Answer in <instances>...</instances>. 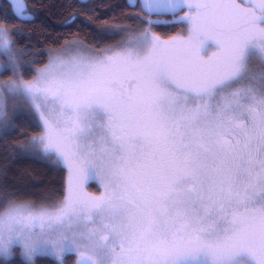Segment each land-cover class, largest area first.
<instances>
[{
	"label": "snow or ice",
	"instance_id": "6c2138e0",
	"mask_svg": "<svg viewBox=\"0 0 264 264\" xmlns=\"http://www.w3.org/2000/svg\"><path fill=\"white\" fill-rule=\"evenodd\" d=\"M10 3L31 18L25 0ZM134 6L139 29L91 32L97 44L132 38L97 49L77 37L45 62L24 60L20 30L0 24V74L11 73L0 132L31 120L38 131L17 152L68 173L39 203L0 194V264H264V0ZM154 15L185 33L162 38Z\"/></svg>",
	"mask_w": 264,
	"mask_h": 264
},
{
	"label": "trees",
	"instance_id": "16d2710c",
	"mask_svg": "<svg viewBox=\"0 0 264 264\" xmlns=\"http://www.w3.org/2000/svg\"><path fill=\"white\" fill-rule=\"evenodd\" d=\"M25 2L32 20L16 18L6 0H0V24L6 25L9 30L19 29L21 34L14 37L18 40L16 47L22 49L30 46L28 55L23 59L38 62H45L50 51L56 50L73 37L86 38V42L95 48L116 41L120 34L112 35L102 44H97L91 32L98 30L105 22L133 26L137 20L127 17L137 13L138 9L134 5L139 4L137 0H88L86 3L78 0ZM74 15L76 20L73 22ZM161 17L153 16L152 19ZM178 24L162 22L154 25L152 30L161 35L169 34L178 28ZM3 59L1 55L0 60ZM37 65L41 63H34L33 67ZM250 67L258 71L260 60L252 57ZM2 78L8 76L2 74ZM15 107L14 102L8 107L10 116ZM37 131L31 120L21 117L14 121V130L8 134L0 132V194L16 193L18 199L39 203L45 197H56L62 193L67 178L66 168L62 165L54 168L40 157L21 156L17 152V147L25 144ZM89 185L94 187V182L91 181ZM73 258L72 254L66 255L64 264H74ZM12 264H20L19 259H15ZM38 264H54V261L51 258H42Z\"/></svg>",
	"mask_w": 264,
	"mask_h": 264
},
{
	"label": "rangeland",
	"instance_id": "374dc122",
	"mask_svg": "<svg viewBox=\"0 0 264 264\" xmlns=\"http://www.w3.org/2000/svg\"><path fill=\"white\" fill-rule=\"evenodd\" d=\"M131 2H133L134 0H130ZM173 17H170V18H166V17H164V16H162L161 18H157V19H155V20H159V21H161V23L162 22H164V23H172L171 21H173ZM128 25V24H127ZM129 26V25H128ZM130 27L131 28H133V29H139V27H140V21L139 20H137L136 22H135V24L133 25V26H131L130 25ZM186 25L185 24H181V23H179L178 24V28L175 30V31H173L172 33H169V34H158L159 36H161L162 38H164V39H167L168 37H170V36H175V35H178V34H184L185 33V29H186ZM137 33L136 32H133V33H121L120 34V36H119V38L116 40V41H113V42H111V43H109V44H106V45H103V46H100V47H104V46H107V45H111V44H115V43H117L118 41H120V40H122V39H130V38H132L133 36H135ZM77 37H73V38H70V39H68L67 41H69V40H73V39H76ZM66 41V42H67ZM64 45V44H63ZM62 45V46H63ZM62 46H60V47H58V48H56V50H58V49H60ZM92 47V46H91ZM100 47H98V48H100ZM93 48H95V47H93ZM97 48V49H98ZM214 49H209V55L211 54V52L213 51ZM1 56V55H0ZM254 57V56H253ZM258 60H259V58L257 57V56H255ZM46 60H47V58H46ZM39 66H41V65H37V66H35V67H39ZM10 74L11 73H8V74H6V76H8V78H9V76H10ZM8 78H2V74H0V81H4V80H7ZM27 79V78H26ZM13 103V101L11 100V99H9V101H8V107H10L11 106V104ZM67 175H68V173H67V170H66V177H67ZM67 179V178H66ZM91 181H93L94 182V187L93 186H90L89 185V183L91 182ZM86 188H87V190L88 191H90V192H94V193H98L100 190H102L101 189V187H100V185H99V183H98V181L96 180V178H94V177H89V179H88V181H87V183H86ZM66 255H68V254H66ZM73 255V254H72ZM74 256V258H73V263L74 264H76V260H77V257H76V255H73Z\"/></svg>",
	"mask_w": 264,
	"mask_h": 264
},
{
	"label": "water",
	"instance_id": "95a60500",
	"mask_svg": "<svg viewBox=\"0 0 264 264\" xmlns=\"http://www.w3.org/2000/svg\"><path fill=\"white\" fill-rule=\"evenodd\" d=\"M79 2H81V3H86V1H88V0H78ZM6 2L9 4V6H10V8H11V3H10V0H6ZM137 2H141V0H137ZM26 3V2H25ZM12 9V8H11ZM15 16V15H14ZM155 16V15H154ZM161 16H164V17H172L171 15H160L159 17H161ZM17 18V17H16ZM18 19H20V20H22V18H18ZM33 18H32V15H31V18H29V19H24V20H32Z\"/></svg>",
	"mask_w": 264,
	"mask_h": 264
}]
</instances>
